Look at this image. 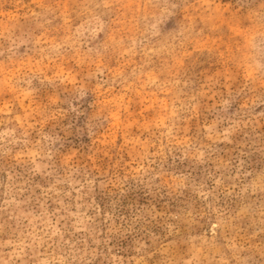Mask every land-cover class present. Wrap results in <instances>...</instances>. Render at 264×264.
<instances>
[{
    "label": "rangeland",
    "instance_id": "rangeland-1",
    "mask_svg": "<svg viewBox=\"0 0 264 264\" xmlns=\"http://www.w3.org/2000/svg\"><path fill=\"white\" fill-rule=\"evenodd\" d=\"M0 264H264V0H0Z\"/></svg>",
    "mask_w": 264,
    "mask_h": 264
}]
</instances>
